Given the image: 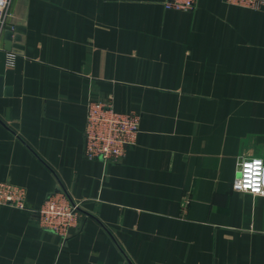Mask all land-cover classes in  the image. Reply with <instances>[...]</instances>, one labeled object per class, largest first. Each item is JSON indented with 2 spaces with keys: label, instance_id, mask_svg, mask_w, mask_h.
Returning a JSON list of instances; mask_svg holds the SVG:
<instances>
[{
  "label": "crops",
  "instance_id": "0c3cea01",
  "mask_svg": "<svg viewBox=\"0 0 264 264\" xmlns=\"http://www.w3.org/2000/svg\"><path fill=\"white\" fill-rule=\"evenodd\" d=\"M12 0L0 31V264H264V197L232 185L264 158V7L198 0ZM15 44V43H14ZM141 114L118 163L85 157L92 99ZM79 204L62 240L35 215L53 193Z\"/></svg>",
  "mask_w": 264,
  "mask_h": 264
},
{
  "label": "built area",
  "instance_id": "2783aa9c",
  "mask_svg": "<svg viewBox=\"0 0 264 264\" xmlns=\"http://www.w3.org/2000/svg\"><path fill=\"white\" fill-rule=\"evenodd\" d=\"M231 5L260 10L264 0H226ZM12 0H0V31L12 29L8 19ZM198 0H165L167 10L193 11ZM142 116L136 111L121 113L115 110L113 100L92 99L88 105L84 129L85 157L105 163H118L124 159L138 140ZM232 188L239 193L264 197V158L242 156L238 161L237 176ZM26 192L10 183H0V206L11 205L25 209ZM79 204L73 202L64 191L51 194L34 211L39 226L51 231L62 240L72 235L80 220Z\"/></svg>",
  "mask_w": 264,
  "mask_h": 264
},
{
  "label": "water",
  "instance_id": "95a60500",
  "mask_svg": "<svg viewBox=\"0 0 264 264\" xmlns=\"http://www.w3.org/2000/svg\"><path fill=\"white\" fill-rule=\"evenodd\" d=\"M5 49L17 54H23L25 36L22 29H6L4 31ZM15 43V44H14ZM3 79L0 77V95L3 87Z\"/></svg>",
  "mask_w": 264,
  "mask_h": 264
}]
</instances>
